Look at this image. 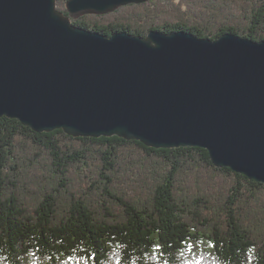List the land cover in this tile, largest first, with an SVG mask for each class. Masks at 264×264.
<instances>
[{
    "label": "trees",
    "instance_id": "1",
    "mask_svg": "<svg viewBox=\"0 0 264 264\" xmlns=\"http://www.w3.org/2000/svg\"><path fill=\"white\" fill-rule=\"evenodd\" d=\"M68 0H56L69 16ZM73 24L264 40V0H148ZM264 264V182L206 148L36 131L0 117V264Z\"/></svg>",
    "mask_w": 264,
    "mask_h": 264
},
{
    "label": "water",
    "instance_id": "2",
    "mask_svg": "<svg viewBox=\"0 0 264 264\" xmlns=\"http://www.w3.org/2000/svg\"><path fill=\"white\" fill-rule=\"evenodd\" d=\"M148 0H0V117L36 131L206 148L264 182V40L108 36L71 18Z\"/></svg>",
    "mask_w": 264,
    "mask_h": 264
},
{
    "label": "snow or ice",
    "instance_id": "3",
    "mask_svg": "<svg viewBox=\"0 0 264 264\" xmlns=\"http://www.w3.org/2000/svg\"><path fill=\"white\" fill-rule=\"evenodd\" d=\"M195 264H201V261L197 260V261L195 262Z\"/></svg>",
    "mask_w": 264,
    "mask_h": 264
}]
</instances>
